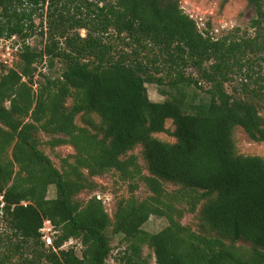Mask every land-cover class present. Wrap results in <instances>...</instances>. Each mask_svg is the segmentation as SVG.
Listing matches in <instances>:
<instances>
[{"label": "trees", "instance_id": "trees-1", "mask_svg": "<svg viewBox=\"0 0 264 264\" xmlns=\"http://www.w3.org/2000/svg\"><path fill=\"white\" fill-rule=\"evenodd\" d=\"M247 1L256 14L252 27L264 29V1ZM38 30L41 49L26 43ZM14 36L23 40L17 66L0 63V210L15 251L25 246L30 256L2 257L0 264H107L109 228L123 237V264H148L146 246L156 264H264V157L239 153L234 139L241 127L264 142V84L245 83L244 94L226 87L231 73L252 63L255 40L214 38L179 0H0V38ZM45 58L50 67L61 62L60 72L43 74L35 90L37 64ZM149 82L177 92L152 101ZM78 115L86 126L76 124ZM168 120L174 143L155 136L169 132ZM39 133L50 136L51 147H74L62 169L41 149ZM137 146L150 175L129 155ZM110 171L131 192L113 217L95 196L76 200L94 177ZM138 181L151 195L135 196ZM164 182L180 185L181 196L168 194ZM182 199L188 208L176 205ZM203 200L196 231L181 219ZM152 215L168 225L144 230ZM46 221L58 232L47 249ZM71 239L81 243V255L63 248Z\"/></svg>", "mask_w": 264, "mask_h": 264}, {"label": "rangeland", "instance_id": "rangeland-1", "mask_svg": "<svg viewBox=\"0 0 264 264\" xmlns=\"http://www.w3.org/2000/svg\"><path fill=\"white\" fill-rule=\"evenodd\" d=\"M179 3L181 8L197 22L198 28L203 32H208L214 38L226 36L233 40L245 38L250 39L251 41L255 40L259 45V47H256L254 51L255 53L251 52L249 54L248 57L251 58L250 60L252 63H245L244 72H233L230 74L232 79L226 84L229 92L244 94L243 90L245 83H248L251 88L257 86L255 81L260 82V84H264L262 79H260L261 76L264 77V29H256L252 27V21L256 14L254 8L248 5L247 0H179ZM36 24H40V18L36 19ZM44 26H46L45 22ZM79 31L82 36L86 35L85 29H80ZM26 43L37 49L43 48L44 38L40 35V30L34 33L26 41ZM22 47L23 40L19 39L17 36L10 39L0 38V63H2L7 69L15 68L18 64L19 53ZM249 66L253 69V71L249 69ZM37 68L36 76L34 78L35 90L43 80V74H51L53 76L59 74L61 62L55 60L53 66L50 67L48 59L45 58L42 62L37 64ZM246 72L252 75L250 79L245 75ZM186 73L192 74L193 77H197L198 75V71L193 67H188ZM161 75L164 76L165 72H162ZM146 87L150 99L157 102H162L170 97L172 93L176 94L177 92L175 89H171L168 86H159L156 83L150 82L146 84ZM205 89L207 88L204 87V91ZM204 91L199 89L196 93L203 95ZM71 102L72 99H69L68 104H71ZM262 103L264 104V102ZM261 112L264 115V109H262ZM92 116L97 122H99L98 116ZM75 122L79 126L87 125L82 115H78ZM166 127L169 129V132L155 133V136L161 140L174 143L176 139L171 135V132L175 129V126L173 125L172 120L167 121ZM38 136L40 139L41 149L52 159L55 166L59 169L63 168V159L74 155L76 152L74 147L69 144L51 147L48 144L50 136L46 133H39ZM234 139L239 153L264 157V142H255L251 140L241 127H236L234 129ZM130 154L137 156V162L141 166L143 174L150 175L142 146L135 147L129 152V155ZM93 179L95 182L93 187L83 190L77 195L76 200L81 203H86L90 198L95 196L104 202L106 211L111 217H113L118 201L121 198H126L131 195L129 182L121 180L118 173L115 171L107 172L103 175L96 176ZM164 185L168 194L171 196L174 194L180 195L178 192L181 190L180 185L172 182H164ZM134 194L138 199H144L151 195V192L144 182L138 181ZM48 197H56L55 186H51L49 188ZM184 198L187 199V197ZM0 200H2L1 197ZM204 202L205 201L203 200L197 205L195 213L186 211L181 219V222L196 231H200L201 221L199 219V212ZM176 205L180 208H188V203L185 199L177 202ZM1 206L2 205H0V207ZM167 225L168 221L166 218L152 215L144 225L143 229L151 233H156ZM42 229L43 232H41V240L45 244L44 248L47 249L50 247L47 243V236H49L53 241L58 232L48 221L44 223V227ZM107 234L110 237L112 248L107 264H123L121 261V254L126 245L122 239V235L113 234L112 228L107 230ZM44 236H46V239L43 238ZM16 242L17 240L12 236V231L8 228V224L3 216V211L0 210V258L9 256L13 260H18L21 253L26 256L30 254V250L25 246H23L20 252H16L14 246V243ZM69 247H74L77 254L81 255L83 247L77 239H71L63 246V248ZM144 255L148 258V264H156L153 251L147 246L144 248Z\"/></svg>", "mask_w": 264, "mask_h": 264}, {"label": "built area", "instance_id": "built-area-1", "mask_svg": "<svg viewBox=\"0 0 264 264\" xmlns=\"http://www.w3.org/2000/svg\"><path fill=\"white\" fill-rule=\"evenodd\" d=\"M2 198V197H1ZM49 223H50V221H48ZM51 224V223H50ZM41 232H43V229H41ZM43 238H45L46 239V236H44ZM47 243L51 246V245H53V242H52V240H51V238L49 237V236H47Z\"/></svg>", "mask_w": 264, "mask_h": 264}]
</instances>
